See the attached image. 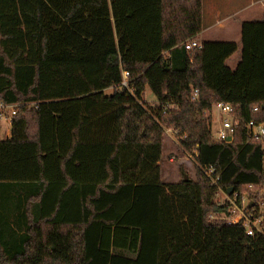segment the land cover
Listing matches in <instances>:
<instances>
[{"label":"trees","instance_id":"trees-1","mask_svg":"<svg viewBox=\"0 0 264 264\" xmlns=\"http://www.w3.org/2000/svg\"><path fill=\"white\" fill-rule=\"evenodd\" d=\"M202 32L203 0H0V104L15 108L9 138L0 119V264H264V235L210 219L219 189L264 190L247 135L264 123V20L240 43ZM220 103L231 143L214 141ZM170 130L194 180L181 166L163 181Z\"/></svg>","mask_w":264,"mask_h":264},{"label":"built area","instance_id":"built-area-1","mask_svg":"<svg viewBox=\"0 0 264 264\" xmlns=\"http://www.w3.org/2000/svg\"><path fill=\"white\" fill-rule=\"evenodd\" d=\"M195 48L200 49L201 45L197 42H190L186 45L187 51H192ZM127 74H124V79L126 80ZM123 86H126V81L123 82ZM198 97V90H194L192 94V100L196 101ZM6 113V111H9ZM216 110L218 117V127L216 129V136L214 137L215 142H226L231 143L235 135L238 121L235 114V109L229 104H216L212 108ZM258 109H254L257 112ZM9 115L12 117L15 115V108L13 106L6 107L0 104V119L5 120ZM11 119V118H10ZM248 137L260 141L264 147V123L259 124L254 121H250L247 124ZM189 159L193 157L189 155ZM202 173L209 179L213 186L218 187L220 181V176L217 170L212 167L201 168ZM253 195H258L259 201L253 203L248 194L239 196L238 193L229 195L223 190L219 189L218 193V204L226 208V212L219 215H212L210 219L212 221H226L228 225L241 224L247 231L248 236L254 237L256 235H264V228L261 222L264 219V203L262 199L264 198V190L255 191L251 189Z\"/></svg>","mask_w":264,"mask_h":264},{"label":"rangeland","instance_id":"rangeland-1","mask_svg":"<svg viewBox=\"0 0 264 264\" xmlns=\"http://www.w3.org/2000/svg\"><path fill=\"white\" fill-rule=\"evenodd\" d=\"M264 20V0H203V23L204 26L208 24H217V22L227 21L228 24L238 25L244 22L263 21ZM205 41L209 38L205 37ZM224 39V38H222ZM216 40L225 42H236L237 40L232 37L227 40ZM240 41V40H239ZM239 41L237 43H239ZM240 60V50L235 53L227 62V66L235 69ZM112 90H107L106 94L110 95ZM144 101L147 105H154L156 103L155 97L152 95L149 88L146 89L144 94ZM6 111V113H9ZM11 118V116L9 115ZM212 133L213 137L216 136V129L218 127V117L216 110L212 114ZM8 118L2 120V137L9 138L10 136V122ZM190 157L188 153H184L183 149L179 146L177 138L173 130L166 133L164 143V154L161 162L163 169V181L165 182H179L181 180L180 167L182 166L191 179H195V161L187 158Z\"/></svg>","mask_w":264,"mask_h":264},{"label":"crops","instance_id":"crops-1","mask_svg":"<svg viewBox=\"0 0 264 264\" xmlns=\"http://www.w3.org/2000/svg\"><path fill=\"white\" fill-rule=\"evenodd\" d=\"M203 23V32L200 35V42H205V37L209 38L207 41H216L220 40H227L229 38H233L236 41V43L241 40V25L238 23L230 25L227 21L223 22L218 21L217 24H208V26H204ZM240 43V41H239ZM11 127V123H10Z\"/></svg>","mask_w":264,"mask_h":264},{"label":"water","instance_id":"water-1","mask_svg":"<svg viewBox=\"0 0 264 264\" xmlns=\"http://www.w3.org/2000/svg\"><path fill=\"white\" fill-rule=\"evenodd\" d=\"M232 192H233V190L231 189V190H229V192H228V193H229V194H232Z\"/></svg>","mask_w":264,"mask_h":264}]
</instances>
